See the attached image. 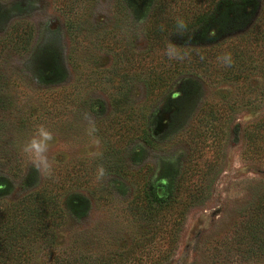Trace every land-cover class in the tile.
<instances>
[{"label":"rangeland","instance_id":"374dc122","mask_svg":"<svg viewBox=\"0 0 264 264\" xmlns=\"http://www.w3.org/2000/svg\"><path fill=\"white\" fill-rule=\"evenodd\" d=\"M160 1L0 0V175L10 186L0 202L51 178L64 186L61 202L84 194L87 215L53 239L86 254L151 234L141 219L157 212L148 190L168 184L177 203L159 212L185 208L187 218L164 264H264L226 243L264 192V54L242 41L260 8L207 35L169 26ZM167 2L166 14L189 22L212 6ZM204 53L210 70L191 69ZM147 74L167 76L150 96ZM39 125L52 134L41 171L22 151ZM30 256L50 264L45 246Z\"/></svg>","mask_w":264,"mask_h":264},{"label":"trees","instance_id":"16d2710c","mask_svg":"<svg viewBox=\"0 0 264 264\" xmlns=\"http://www.w3.org/2000/svg\"><path fill=\"white\" fill-rule=\"evenodd\" d=\"M160 2V17L161 19L167 18L166 22L169 26L177 28V31L196 28L195 30H201L207 35L211 31L223 30L240 15L249 17L260 8L253 27L242 37V41L246 40L250 46H260L264 54V0H211L212 6L195 14L193 16L195 18H192L195 20L191 22L187 17L176 19L166 14L164 8L169 3L167 0ZM161 32H165L162 27L155 31L153 39L162 48ZM209 55L210 53H204L203 56L198 55L204 60L190 64V68L208 72L211 68V64H206ZM53 62L55 73L59 72V68L55 66V60ZM147 77L148 96L153 95L154 90L156 91L155 82H163L167 78L163 74L153 76L147 74ZM261 127L260 122L256 123L254 131ZM254 135L257 136L258 133ZM253 138L256 139V137ZM29 177L32 180L34 175ZM63 187L59 179L51 178L43 186L28 193L20 200L0 202V264H28L35 244L47 247L50 264H164L175 250L179 234L187 218V209L159 212L163 204L173 209L177 203L174 202L177 201L176 195L168 184L169 191L165 193L161 190L165 191L166 187L161 184L156 189L148 190L150 203L157 205V212H141V219L153 227L151 234L139 235L130 244L124 246L115 245L107 248L106 242H102L86 253L87 255L72 247L64 251L57 249L53 239L56 231L66 223L69 217L80 219L86 216L90 207L88 198L79 192L69 193L61 202L62 196L66 193L61 190ZM9 188L8 180L0 175V196L4 195ZM247 209H249L247 219L237 224L235 237L226 243L230 249L236 248L243 251V254L248 255V259L264 261L263 191L254 197Z\"/></svg>","mask_w":264,"mask_h":264},{"label":"clouds","instance_id":"9594fccd","mask_svg":"<svg viewBox=\"0 0 264 264\" xmlns=\"http://www.w3.org/2000/svg\"><path fill=\"white\" fill-rule=\"evenodd\" d=\"M167 54L169 58H173L174 53L171 49L168 50ZM225 59H227V56ZM51 139V132L43 125H39L36 127L35 133L30 141L23 146L22 151L31 158L33 166L37 169V171L48 170L50 168L45 153L48 149V142L51 141Z\"/></svg>","mask_w":264,"mask_h":264}]
</instances>
